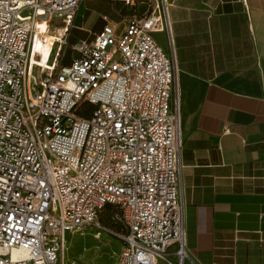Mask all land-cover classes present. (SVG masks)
I'll return each instance as SVG.
<instances>
[{
    "label": "built area",
    "instance_id": "1",
    "mask_svg": "<svg viewBox=\"0 0 264 264\" xmlns=\"http://www.w3.org/2000/svg\"><path fill=\"white\" fill-rule=\"evenodd\" d=\"M81 2L0 0V264H58L68 237L87 231L121 239L115 264H185L167 1L122 29L105 17L93 40L69 45ZM41 21L59 35L47 69L34 61ZM107 208L121 232L102 223Z\"/></svg>",
    "mask_w": 264,
    "mask_h": 264
},
{
    "label": "crops",
    "instance_id": "2",
    "mask_svg": "<svg viewBox=\"0 0 264 264\" xmlns=\"http://www.w3.org/2000/svg\"><path fill=\"white\" fill-rule=\"evenodd\" d=\"M88 1L67 41L74 31L93 40L105 17L122 29L144 15L143 0L133 7ZM166 1L177 67L172 106L180 117L185 264H264V0ZM155 38L172 55L168 33Z\"/></svg>",
    "mask_w": 264,
    "mask_h": 264
},
{
    "label": "rangeland",
    "instance_id": "3",
    "mask_svg": "<svg viewBox=\"0 0 264 264\" xmlns=\"http://www.w3.org/2000/svg\"><path fill=\"white\" fill-rule=\"evenodd\" d=\"M153 1V0H151ZM143 5L145 9L142 11L138 10V14H147L149 0H143ZM85 7H90L88 0H83ZM129 12V11H128ZM127 12V13H128ZM124 13V16L128 14ZM60 32V31H59ZM45 35L41 38H37L34 44V52L42 55L39 60H34L38 62L44 69L48 68V58L53 51V40L59 37L58 33H50V27L48 26L44 31ZM161 43L165 44L163 35H158ZM80 41L77 32L74 31L71 36L68 37L69 44H75ZM65 61L63 64H69L71 59V50L67 49L64 52ZM54 58V54L52 59ZM36 94V92H33ZM113 213V212H112ZM113 218V215H112ZM114 222V221H113ZM114 224L119 228L116 230L112 227L110 229L115 232H121V226L114 222ZM121 239L111 233H103L101 236H97L95 232L87 231L84 234L70 235L68 238L66 251L62 260L58 264H114L117 254L121 246ZM161 264H165L161 262Z\"/></svg>",
    "mask_w": 264,
    "mask_h": 264
},
{
    "label": "trees",
    "instance_id": "4",
    "mask_svg": "<svg viewBox=\"0 0 264 264\" xmlns=\"http://www.w3.org/2000/svg\"><path fill=\"white\" fill-rule=\"evenodd\" d=\"M69 44V43H68ZM69 45H74V44H69ZM67 49H70L69 47ZM66 49V50H67ZM65 50V51H66ZM63 61H65V57L63 59ZM63 61H62V65L64 66H67L68 64H63ZM112 210L111 208H107V210L103 213V215L101 216V221L104 225L108 226V227H112L116 230H119V228L114 224L113 222V218H112Z\"/></svg>",
    "mask_w": 264,
    "mask_h": 264
},
{
    "label": "bare ground",
    "instance_id": "5",
    "mask_svg": "<svg viewBox=\"0 0 264 264\" xmlns=\"http://www.w3.org/2000/svg\"><path fill=\"white\" fill-rule=\"evenodd\" d=\"M49 26L48 22L45 21H41L38 23V27L41 33H44V31L46 30V28ZM27 256V252L23 251V250H14L12 252V258L13 259H17L19 257H25Z\"/></svg>",
    "mask_w": 264,
    "mask_h": 264
}]
</instances>
